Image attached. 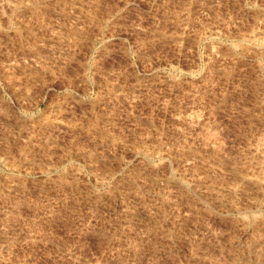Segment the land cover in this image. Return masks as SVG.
<instances>
[{
    "label": "rangeland",
    "instance_id": "rangeland-1",
    "mask_svg": "<svg viewBox=\"0 0 264 264\" xmlns=\"http://www.w3.org/2000/svg\"><path fill=\"white\" fill-rule=\"evenodd\" d=\"M0 264H264V0H0Z\"/></svg>",
    "mask_w": 264,
    "mask_h": 264
}]
</instances>
